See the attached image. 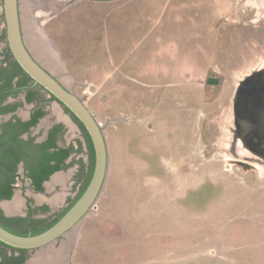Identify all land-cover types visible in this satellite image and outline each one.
Returning a JSON list of instances; mask_svg holds the SVG:
<instances>
[{
    "label": "rangeland",
    "instance_id": "374dc122",
    "mask_svg": "<svg viewBox=\"0 0 264 264\" xmlns=\"http://www.w3.org/2000/svg\"><path fill=\"white\" fill-rule=\"evenodd\" d=\"M20 14L27 46L83 98L108 152L93 208L40 259L57 262L65 246V264H264V163L228 144L235 88L264 66L257 0H20ZM60 120L62 143L81 140L80 152L50 188L17 182L7 214L29 198L49 206L36 216H56L79 189L87 145L47 101L40 123ZM40 251H26L30 264Z\"/></svg>",
    "mask_w": 264,
    "mask_h": 264
},
{
    "label": "flooded vegetation",
    "instance_id": "af4514ba",
    "mask_svg": "<svg viewBox=\"0 0 264 264\" xmlns=\"http://www.w3.org/2000/svg\"><path fill=\"white\" fill-rule=\"evenodd\" d=\"M262 9H264V3L262 4ZM4 33L5 29L0 33V41L5 42L3 48L0 50V184L7 179L13 178L10 183L13 187V191L10 198H2L0 199V202L12 199L15 193L14 189L19 181H23V183L27 182L31 191L34 193L41 192L44 189L45 182L50 179L51 175L63 169L53 171L49 174V176L41 182L42 190L39 191L35 188L29 176L30 170L41 166L42 161L46 159L48 153H51L58 148L72 147L75 151L73 150L63 161L65 164H68L74 160V157L81 150V140H77L76 143H62L61 139L64 134V123L62 120L59 122L46 121L45 123H40L46 114L47 101L54 100L62 107L69 118L81 130L85 144H88L81 127L78 125L77 121L73 119L71 115L72 113L66 111L65 107L58 102L54 96V98H52V95L46 89L35 83L30 76L26 73L24 74L22 72L23 70L21 71L19 69L17 66L18 63L12 56L11 52L9 53L6 51L7 42L6 36L3 37L5 35ZM45 57L47 58L45 55L41 56L43 59ZM262 71L264 73V66L251 71L250 75H255ZM243 80L244 77L239 80L232 97L233 126L229 129L231 132V140L228 144H232V152H235L234 150L236 146H241L243 150L252 155L256 160L264 163V95H259L255 100L249 102L250 106L246 109L243 107L241 108L240 105H234L233 99L235 98V92L240 87V83ZM257 82L258 80L256 78H251L249 83L241 86V91L251 88L250 86H254ZM23 105H25L26 108H22ZM255 111L258 113L254 114ZM253 114L260 117L257 128L249 126L244 128L240 125V121H243L244 119L253 121ZM51 144H54L55 146H52ZM87 151L88 161L85 165L81 159L77 160L82 174L77 175L75 179L79 180L82 178L83 181L76 194L79 192L88 174L90 163L88 146ZM52 163L53 161L50 160L49 164ZM10 168H13V170L10 171ZM74 197H72L70 201ZM29 201L30 207L32 208L43 204L47 205L45 203L33 204L32 201L27 198L24 200L25 208L24 214L22 215L7 214L5 209L1 207V204L0 209L2 214L6 217L25 216L27 214ZM49 211L50 210H48V212ZM0 249H2L0 250V253L5 251L7 254H11L5 250L11 249L9 247L0 244ZM11 250L14 256L19 254L17 250Z\"/></svg>",
    "mask_w": 264,
    "mask_h": 264
},
{
    "label": "water",
    "instance_id": "95a60500",
    "mask_svg": "<svg viewBox=\"0 0 264 264\" xmlns=\"http://www.w3.org/2000/svg\"><path fill=\"white\" fill-rule=\"evenodd\" d=\"M257 2L261 12L264 13V9H262L264 0H257ZM2 10L7 46L18 65L35 83L46 89L58 102L76 116L84 126L92 143L93 168L90 179L82 193L52 225L41 232L24 235L15 233L0 224V241L4 244L27 250L39 248L41 251L35 257H38L47 250H52L56 254L58 249L54 250L49 245L65 236H68L70 239L74 228L79 226L84 217L91 211L103 190L108 170V152L105 134L83 98L67 87L52 70L48 69V65L36 57L34 52L27 46L21 25L20 0H2ZM251 78H256L258 82L254 86H250L251 88L241 91V86L249 83ZM206 82L216 84L217 79L209 77ZM259 95H264L263 71L255 75L249 74L244 76V80L235 92L234 105L237 104L241 108L246 109L250 106L249 102L255 100ZM257 113L255 111L254 114ZM259 120L260 117L254 115L253 121L244 119L240 121V125L244 128L248 126L257 128ZM70 232L72 233L70 234ZM66 253L67 250L64 251L61 259L58 256V260L55 263L53 262L54 260L46 261L45 259H40V256L39 261L41 264H65L64 256H66ZM28 260L26 258L23 264H30L33 258Z\"/></svg>",
    "mask_w": 264,
    "mask_h": 264
},
{
    "label": "trees",
    "instance_id": "16d2710c",
    "mask_svg": "<svg viewBox=\"0 0 264 264\" xmlns=\"http://www.w3.org/2000/svg\"><path fill=\"white\" fill-rule=\"evenodd\" d=\"M5 34V33H4ZM5 37V35L3 36ZM6 51L10 53V50L6 46ZM16 63V62H15ZM17 64V63H16ZM19 69L22 71L21 67L17 64ZM24 74L25 72L22 71ZM52 98H54L52 96ZM66 111H69L68 108H66ZM70 112V111H69ZM73 119L77 121L78 125L81 127L86 139H87V146L89 150V158L90 163L88 167V174L84 180V183L82 184L79 192L76 194V196L70 201V203L56 216H52V214L45 216V217H38L36 216L38 213H47L49 210V207L47 205H40L37 207H30V201L27 209V214L25 216H12V217H6L2 214V211L0 209V224H2L5 228L19 234H35L38 232L43 231L44 229L48 228L50 225H52L75 201V199L82 193L84 188L86 187L93 168V149H92V143L90 140V137L88 133L86 132L84 126L82 123L71 114ZM52 146H55L54 144H51ZM74 149L72 147L70 148H58L57 150L52 151L51 153L47 154V157L44 161H42L41 166L31 169L29 176L32 180L33 185L37 190H42L41 182L46 179L49 174H51L53 171L62 169L67 167L70 163L65 164L63 161L64 159L73 151ZM75 151V150H74ZM53 161L52 164H49V162ZM13 168H10V171H12ZM12 179H7L5 182L0 184V199L2 198H10L12 195L13 187L10 184ZM1 245H4L6 247H9L11 249L17 250L19 254L17 256H14L13 253L7 254L5 251L0 253L1 259L0 264H23L24 260L26 259L25 253L27 249L23 248H15L11 247L9 245L4 244L0 241Z\"/></svg>",
    "mask_w": 264,
    "mask_h": 264
},
{
    "label": "bare ground",
    "instance_id": "6f19581e",
    "mask_svg": "<svg viewBox=\"0 0 264 264\" xmlns=\"http://www.w3.org/2000/svg\"><path fill=\"white\" fill-rule=\"evenodd\" d=\"M34 29V28H33ZM31 31H34V33L36 32L35 30H31ZM35 36H37L36 35V33H35ZM34 36V37H35ZM30 39V38H29ZM33 40H34V38H33ZM41 41V40H40ZM39 42V41H38ZM45 42V41H44ZM44 44V43H43ZM46 45H48V44H46ZM44 50V49H43ZM42 49L40 50V52H45V51H43ZM46 50H47V48H46ZM42 53H40V55H41ZM52 58V57H51ZM43 59V58H42ZM54 111H55V113L58 115V112H57V110L56 109H54ZM55 114V115H56ZM59 116V115H58ZM58 179H59V177H55L54 178V180L55 181H58ZM18 202V200H17V198H15L11 203H10V205H8V206H5V208L7 209V211H15V210H17L18 209V207H19V204L17 203ZM64 251H65V246H62V247H60V250H59V254H62V256H63V254H64ZM47 253H50V254H52L53 252H52V250H47ZM57 255H58V253H57ZM35 259V258H34ZM43 259V258H42ZM50 259V258H49ZM55 263V262H54ZM54 263H52V264H54ZM32 264H38L37 263V261H36V263H32Z\"/></svg>",
    "mask_w": 264,
    "mask_h": 264
},
{
    "label": "crops",
    "instance_id": "0c3cea01",
    "mask_svg": "<svg viewBox=\"0 0 264 264\" xmlns=\"http://www.w3.org/2000/svg\"><path fill=\"white\" fill-rule=\"evenodd\" d=\"M58 172L59 171H57V172H55L53 175L54 176H57V177H59V176H61L62 177V179H60L59 181H55L54 183H52V184H50V185H48L49 184V182L51 181H47V182H45V187H47V188H50L53 184H56V183H59V182H62L63 181V176L62 175H60V174H58ZM53 175H51V177L53 176ZM50 177V178H51ZM15 194V193H14ZM14 196V195H13ZM13 198V197H12ZM3 201H8V200H3ZM3 201H1V202H3ZM1 202H0V204H1ZM1 207L3 208V205L1 204ZM4 209H5V205H4ZM6 210V209H5ZM7 211V210H6ZM9 212H12L11 210L9 211ZM13 213V212H12Z\"/></svg>",
    "mask_w": 264,
    "mask_h": 264
},
{
    "label": "built area",
    "instance_id": "2783aa9c",
    "mask_svg": "<svg viewBox=\"0 0 264 264\" xmlns=\"http://www.w3.org/2000/svg\"><path fill=\"white\" fill-rule=\"evenodd\" d=\"M100 124V123H99ZM101 125V124H100Z\"/></svg>",
    "mask_w": 264,
    "mask_h": 264
}]
</instances>
